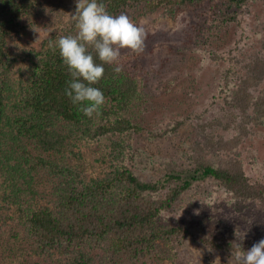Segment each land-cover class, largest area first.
<instances>
[{"label": "trees", "instance_id": "1", "mask_svg": "<svg viewBox=\"0 0 264 264\" xmlns=\"http://www.w3.org/2000/svg\"><path fill=\"white\" fill-rule=\"evenodd\" d=\"M204 1L103 3L110 14L118 15L134 6L132 2L142 4V13L147 14L167 5L178 8ZM39 2L0 0V236L22 239L29 256L26 264H190L191 244L224 248L232 254L237 246L246 251L264 238V227L257 229L243 214L264 207V182L250 180L238 153L218 160L198 156L192 171L172 160L159 161L163 173L150 178L137 165L146 164L144 171L147 164L155 166L152 156L143 151L130 156L123 140L116 143L114 164L102 176L88 178L71 162L81 141L136 128L125 115L140 99L139 81L125 63H120L123 71L118 76L113 65H105L95 87L106 102L99 115L83 116L64 95L67 69L58 50L49 47L61 36L75 35L73 19L39 49H10L33 31ZM225 2L234 9L223 14L225 21L239 23V13L248 14L254 0ZM260 4L264 6V0ZM20 62H26V74L15 81L10 75ZM256 64L263 69L256 70L260 75L253 77V84L240 83L239 89L229 84L224 89L230 111H242L252 124L264 123V55ZM184 124V120L164 123L162 129L150 131V137L167 138ZM118 156L120 160L114 161ZM41 176H49L50 191L42 190ZM200 178H211L227 191L237 214L243 215L230 213L235 230L227 242L197 224L172 222L174 206ZM243 202H257L258 207H243L247 205Z\"/></svg>", "mask_w": 264, "mask_h": 264}, {"label": "rangeland", "instance_id": "2", "mask_svg": "<svg viewBox=\"0 0 264 264\" xmlns=\"http://www.w3.org/2000/svg\"><path fill=\"white\" fill-rule=\"evenodd\" d=\"M132 4L120 14L144 28V49L140 53L122 49L120 63L130 66L139 81L140 99L125 115L136 128L81 141L71 162L88 178L102 176L114 164L116 143L123 140L130 156L139 151L152 156L155 166L147 164L144 171L146 164L137 165L146 178L163 173L159 161L172 160L192 171L198 156L218 160L238 153L250 180L264 182V123L252 124L242 111H230L224 93L229 84L232 89H239L240 83L250 86L260 75L256 70L263 69L256 60L264 55V6L254 0L248 14L239 13V23H227L223 14L234 9L225 0L178 8L167 5L147 14L142 13V4ZM75 8V0H40L33 31L11 51L39 49L46 38L69 26ZM26 67L20 62L11 72L12 79H23ZM181 120L185 124L176 134L151 139L150 131L156 127ZM119 160L120 156L114 161ZM49 181V176H41L42 190L50 191ZM232 200L211 178H200L174 206L172 222L197 224L227 242L235 230L230 213H240ZM253 206L258 203L243 205ZM243 214L257 229L264 227V207ZM189 250L190 264H229L232 257L224 248L204 244H191ZM28 259L21 238L0 236V263L26 264Z\"/></svg>", "mask_w": 264, "mask_h": 264}, {"label": "clouds", "instance_id": "3", "mask_svg": "<svg viewBox=\"0 0 264 264\" xmlns=\"http://www.w3.org/2000/svg\"><path fill=\"white\" fill-rule=\"evenodd\" d=\"M75 35L61 36L50 42L58 50L69 79L64 95L83 116L91 119L99 115L106 102L102 90L95 87L104 76L105 65H113L118 76L122 49L140 53L144 49L146 33L143 27L127 15H112L103 0H75ZM91 49V51L89 50ZM99 61V63H97ZM264 264V238L248 250L237 246L232 250L229 264Z\"/></svg>", "mask_w": 264, "mask_h": 264}]
</instances>
